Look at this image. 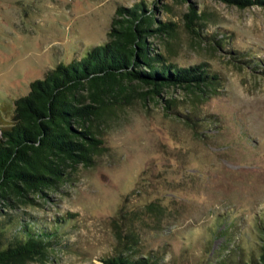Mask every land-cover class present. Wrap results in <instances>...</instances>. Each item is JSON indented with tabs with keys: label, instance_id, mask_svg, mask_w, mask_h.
Returning a JSON list of instances; mask_svg holds the SVG:
<instances>
[{
	"label": "rangeland",
	"instance_id": "374dc122",
	"mask_svg": "<svg viewBox=\"0 0 264 264\" xmlns=\"http://www.w3.org/2000/svg\"><path fill=\"white\" fill-rule=\"evenodd\" d=\"M139 1L153 25L175 23L172 35L147 37L157 51L218 78L203 92L170 84L110 104L94 120L102 143L91 164L31 203L0 206V218L59 219L48 261L30 264H104L129 229L120 252L159 264H244L264 244V3L0 0V125L30 80L105 40L116 7ZM191 5L200 36L184 23Z\"/></svg>",
	"mask_w": 264,
	"mask_h": 264
},
{
	"label": "trees",
	"instance_id": "16d2710c",
	"mask_svg": "<svg viewBox=\"0 0 264 264\" xmlns=\"http://www.w3.org/2000/svg\"><path fill=\"white\" fill-rule=\"evenodd\" d=\"M222 1L238 8L264 3ZM183 16L185 26L200 36L195 26L201 13L191 5ZM153 24L154 17L141 1L117 6L105 40L86 46L83 55L57 62L42 77L30 80L28 91L14 99L11 120L0 125V206L15 208L18 203H31L30 194L55 189L78 164H91L102 143L94 120L110 104L134 95L140 99L153 97L170 84L203 92L204 86L216 81L217 74L202 63L177 65L157 51L147 37L172 35L175 23L167 20ZM140 83L147 88L137 90L135 84ZM58 221L53 218L47 225L17 212L0 218V264L48 261ZM10 225L14 233L6 237ZM132 236L130 229L126 234L120 232L121 247L102 257L103 263L159 264L149 252L138 256L120 252ZM244 264H264V244L258 256L246 259Z\"/></svg>",
	"mask_w": 264,
	"mask_h": 264
}]
</instances>
